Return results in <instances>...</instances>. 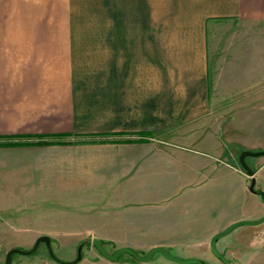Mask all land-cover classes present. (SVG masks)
I'll return each mask as SVG.
<instances>
[{
  "label": "crops",
  "instance_id": "1",
  "mask_svg": "<svg viewBox=\"0 0 264 264\" xmlns=\"http://www.w3.org/2000/svg\"><path fill=\"white\" fill-rule=\"evenodd\" d=\"M240 107L264 108V0H0V236H215L245 175L231 150L187 161L169 136Z\"/></svg>",
  "mask_w": 264,
  "mask_h": 264
},
{
  "label": "rangeland",
  "instance_id": "2",
  "mask_svg": "<svg viewBox=\"0 0 264 264\" xmlns=\"http://www.w3.org/2000/svg\"><path fill=\"white\" fill-rule=\"evenodd\" d=\"M249 63L251 59L247 60ZM247 62V63H248ZM248 63V64H249ZM218 120L216 123L188 124L177 127L169 137V142L175 147L186 153V160L191 161V156L196 158H210L221 154L222 150H231L235 156V163L241 169L244 176L243 187L249 192V198L245 201V207L240 208L238 204L229 210L230 217L234 222L246 221L255 222L264 217V198L258 193H264V168L261 171L248 176L240 166L238 157L242 151L259 152L264 150V108H226L217 112ZM256 162V166L264 164V156L247 157L245 162L250 166L251 162ZM255 179L253 191L250 188V180ZM198 176H186L184 186L180 193L163 200L158 206V210L165 211L168 215V209L173 208L177 212L178 205H173L176 201H188L189 197L185 194L196 193L203 182ZM238 180L235 177V183ZM241 184V183H240ZM17 188H5V202L18 201L23 198ZM147 191V190H139ZM151 191V190H149ZM253 193V194H251ZM194 198V195H192ZM236 200L238 198H235ZM170 200V201H169ZM169 201V203H167ZM242 201V198L237 200ZM18 205L5 206V217L12 219L13 225H20L17 220ZM169 207V208H168ZM168 208V209H167ZM261 208V209H260ZM148 206H143L139 210H148ZM142 213V212H141ZM31 213L23 212L24 219L33 216ZM163 214V213H161ZM45 210L41 221L34 223L32 228L46 229L50 221L46 220ZM37 217V216H36ZM144 217V216H143ZM49 218V216L47 217ZM27 223L26 227H29ZM5 237L0 236V264L5 263L6 254L11 249H20L29 252L38 237L23 236L24 232L6 226ZM144 231L149 232L145 226ZM226 228H219L218 233ZM33 232V231H32ZM165 232V231H164ZM29 235V234H28ZM213 236L198 237H151L143 235L141 237H115V238H96L102 244L105 251L112 254L118 249V246L127 245L135 250L140 256H144L151 248L152 243L159 242L164 245V249L172 256L186 259H198L205 264H223L210 250V241ZM50 247L40 242L36 249L31 253H13L10 264H68L75 260L80 252V259L76 264H179L160 253L154 254L148 263L135 261L129 254L123 253L115 262L109 261L103 257L93 246V238L80 237H49ZM216 250L229 261L230 264H264V222L255 226H239L231 231L227 236L219 239L215 245ZM134 251V252H135Z\"/></svg>",
  "mask_w": 264,
  "mask_h": 264
},
{
  "label": "water",
  "instance_id": "3",
  "mask_svg": "<svg viewBox=\"0 0 264 264\" xmlns=\"http://www.w3.org/2000/svg\"><path fill=\"white\" fill-rule=\"evenodd\" d=\"M259 156H264V150L263 151H259V152L242 151V153L239 155V157H238L239 164L243 168V170L247 173L248 176H252L253 175V171L246 164L245 158H247V157H259ZM254 184H255V179L252 178L251 179V183H250L251 191H253ZM258 194L262 198H264V193L263 192H259ZM263 222H264V217L261 218L258 221H255V222L238 221V222L232 223L224 231H222V232H220V233H218V234H216L215 236L212 237V239L210 241V250L212 251V253L215 256H217L223 262V264H230L229 261L227 259H225L224 256L221 255L216 250L215 245H216L217 241L219 239L227 236L236 227H239V226H255V225H259V224H261ZM40 242L45 243L46 247L49 249V247H50V238L49 237H45V236L38 237L36 239L35 243H34V246L32 247V249L29 252H24V251H21L20 249H11V250H9L7 252V254H6V258H5V263L4 264H10L11 257L13 255V253H31V252H33L36 249V247L39 245ZM92 244L99 251V253L103 257H105L109 261H113V262L117 261L119 259L120 255H122L123 253H127L133 259H135L138 262L148 263L152 259L154 254L160 253L164 257H166V258H168V259H170V260H172L174 262H177L179 264H205V263L201 262L200 260L194 259V258L181 259V258L174 257V256L170 255L164 248L159 247V246L152 247L144 256H140L136 252H134L132 249L127 248V247H120L116 251H114L112 254H109L103 248V244L96 238L92 239ZM79 259H80V252H78L77 258L75 260H73L72 262H69L68 264H76L79 261Z\"/></svg>",
  "mask_w": 264,
  "mask_h": 264
},
{
  "label": "flooded vegetation",
  "instance_id": "4",
  "mask_svg": "<svg viewBox=\"0 0 264 264\" xmlns=\"http://www.w3.org/2000/svg\"><path fill=\"white\" fill-rule=\"evenodd\" d=\"M251 169V168H250ZM252 170V169H251ZM253 171V173H256V171H254V170H252ZM250 183H251V180H250ZM252 192H254V191H252Z\"/></svg>",
  "mask_w": 264,
  "mask_h": 264
},
{
  "label": "trees",
  "instance_id": "5",
  "mask_svg": "<svg viewBox=\"0 0 264 264\" xmlns=\"http://www.w3.org/2000/svg\"><path fill=\"white\" fill-rule=\"evenodd\" d=\"M247 164V163H246ZM248 165V164H247ZM250 168V167H249ZM135 260V259H134ZM136 261V260H135Z\"/></svg>",
  "mask_w": 264,
  "mask_h": 264
}]
</instances>
